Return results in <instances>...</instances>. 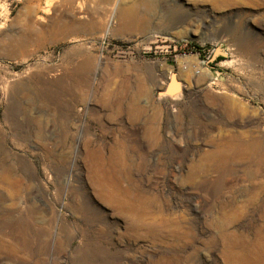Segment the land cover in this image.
Returning <instances> with one entry per match:
<instances>
[{
	"label": "rangeland",
	"instance_id": "1",
	"mask_svg": "<svg viewBox=\"0 0 264 264\" xmlns=\"http://www.w3.org/2000/svg\"><path fill=\"white\" fill-rule=\"evenodd\" d=\"M46 1L0 0V264H264V0Z\"/></svg>",
	"mask_w": 264,
	"mask_h": 264
},
{
	"label": "bare ground",
	"instance_id": "2",
	"mask_svg": "<svg viewBox=\"0 0 264 264\" xmlns=\"http://www.w3.org/2000/svg\"><path fill=\"white\" fill-rule=\"evenodd\" d=\"M51 1H53V0H51ZM52 4V3H51ZM51 5H50V0H48V1H46V3H45V14L46 15H48L49 14V11L50 10H48L49 9V7H50ZM80 10V9H79ZM78 11V10H77ZM76 13V12H75ZM115 13H117V10L115 11V7H114V9H112L111 10V12L109 13V16H108V23H107V25H106V29H105V34H107L108 33V31H109V27H110V24L112 23V21H113V14L115 15ZM72 14H74V13H72L71 12V15ZM76 15V14H75ZM129 15V14H128ZM73 16V15H72ZM118 18L117 19H119L120 17L122 18L123 17V15L120 13V11H118ZM126 16H127V14H126ZM75 16H73V18H74ZM78 17H76V19H77ZM39 20H41V21H43L42 19H40V18H38ZM79 19H80V17H79ZM121 20V19H120ZM122 20H123V18H122ZM29 24V23H28ZM121 29V28H120ZM170 35V34H169ZM70 64V63H69ZM97 65V68L95 69V72L93 73L95 76H96V74H97V71H98V69H99V67H100V65L99 64H96ZM203 88V87H202ZM205 90L204 89H201L200 91H199V93L201 94V93H203ZM197 93H198V90H197ZM204 94V93H203ZM165 95V94H164ZM198 97H200V95H197ZM195 99V98H194ZM175 101H177V99H174ZM200 100V99H199ZM198 100V98H196V100L195 101H193V103L195 104L194 106H197L198 104H199V102L201 101H199ZM174 101V102H175ZM170 102V101H169ZM201 105V104H200ZM200 105H199V107H200ZM198 108V107H197ZM201 108V107H200ZM201 111V110H200ZM204 113V112H203ZM189 127V126H188ZM206 127V126H205ZM82 129H83V126L81 127V129H80V131L81 132H83L82 131ZM140 129V128H139ZM139 129H135L136 131V133H137V131L139 130ZM192 129V128H191ZM194 129V128H193ZM80 141H81V135H79V138L77 139V147L79 146V144H80ZM135 142H140V141H135ZM138 144V143H137ZM140 144V143H139ZM138 144V145H139ZM141 145H143V144H141ZM77 147H76V152H77ZM140 147V146H139ZM143 147V146H142ZM144 158V157H143ZM141 159V158H140ZM67 184L69 183V180H67V182H66Z\"/></svg>",
	"mask_w": 264,
	"mask_h": 264
},
{
	"label": "water",
	"instance_id": "3",
	"mask_svg": "<svg viewBox=\"0 0 264 264\" xmlns=\"http://www.w3.org/2000/svg\"><path fill=\"white\" fill-rule=\"evenodd\" d=\"M219 55H224V54L221 51L217 52L216 54L214 53L213 54V57H212V60H214V58L217 57V56H219ZM175 85H176L175 80H172V86H175Z\"/></svg>",
	"mask_w": 264,
	"mask_h": 264
}]
</instances>
